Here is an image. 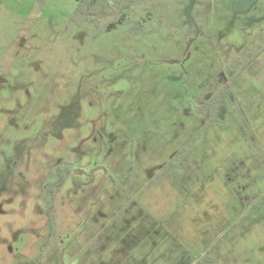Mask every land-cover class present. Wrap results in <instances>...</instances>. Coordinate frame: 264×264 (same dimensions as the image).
<instances>
[{"label":"rangeland","instance_id":"1","mask_svg":"<svg viewBox=\"0 0 264 264\" xmlns=\"http://www.w3.org/2000/svg\"><path fill=\"white\" fill-rule=\"evenodd\" d=\"M106 2L0 0V264H264V0Z\"/></svg>","mask_w":264,"mask_h":264},{"label":"flooded vegetation","instance_id":"2","mask_svg":"<svg viewBox=\"0 0 264 264\" xmlns=\"http://www.w3.org/2000/svg\"><path fill=\"white\" fill-rule=\"evenodd\" d=\"M225 72L228 76V80L225 85L219 90L216 94L213 102V108L215 110H222L226 108V98L234 96V91L232 85L237 82V77H243L250 81L256 89H259L264 93V46L258 51L250 54L247 58H238L232 65L228 66L225 69ZM240 81L238 80V83ZM178 153V154H177ZM176 157V169H179V152H177ZM174 154V155H176ZM173 155V156H174ZM171 160V159H170ZM169 160V161H170ZM174 160V159H173ZM168 163V162H167ZM164 168V167H163ZM60 178V176H59ZM63 179V178H62ZM50 207V206H47ZM49 233L53 232L50 228ZM49 239V238H48Z\"/></svg>","mask_w":264,"mask_h":264},{"label":"trees","instance_id":"3","mask_svg":"<svg viewBox=\"0 0 264 264\" xmlns=\"http://www.w3.org/2000/svg\"><path fill=\"white\" fill-rule=\"evenodd\" d=\"M107 4L106 0H77V4L74 8V12L71 16V20H73L75 23H81L83 21H90V22H96V20L101 16L103 13L102 10H104V13H108L110 10L102 9L103 6ZM108 8L111 7L108 5ZM111 9V8H110ZM120 20H118L116 23H119ZM116 23H111L108 25V29L114 28ZM143 29L142 23L137 20L128 30L129 35H134L138 32H140ZM186 151L183 149L179 151V164L180 160L183 159V157L186 155ZM176 157L177 155L173 156L171 160L164 166L162 169V172L165 174L176 172ZM174 159V160H173ZM62 182V177L58 178L54 185L56 187H59ZM48 198V197H47ZM47 206H50V202L47 199ZM50 212V207L46 210V213L48 214ZM50 215V214H49ZM50 230L52 231L54 228L52 225H49Z\"/></svg>","mask_w":264,"mask_h":264}]
</instances>
